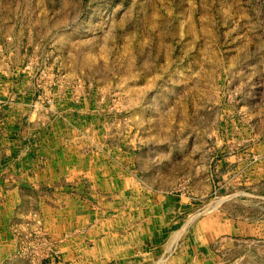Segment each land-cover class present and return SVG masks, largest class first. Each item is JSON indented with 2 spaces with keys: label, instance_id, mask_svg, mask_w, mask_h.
Wrapping results in <instances>:
<instances>
[{
  "label": "rangeland",
  "instance_id": "1",
  "mask_svg": "<svg viewBox=\"0 0 264 264\" xmlns=\"http://www.w3.org/2000/svg\"><path fill=\"white\" fill-rule=\"evenodd\" d=\"M0 264H264V0H0Z\"/></svg>",
  "mask_w": 264,
  "mask_h": 264
}]
</instances>
